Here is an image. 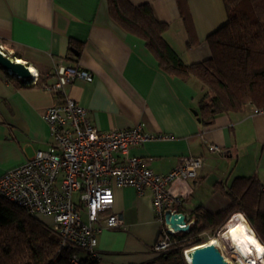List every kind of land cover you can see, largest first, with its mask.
<instances>
[{
  "label": "crops",
  "instance_id": "crops-1",
  "mask_svg": "<svg viewBox=\"0 0 264 264\" xmlns=\"http://www.w3.org/2000/svg\"><path fill=\"white\" fill-rule=\"evenodd\" d=\"M128 1L152 8L156 19L167 25L164 41L185 65L210 58L206 39L227 20L222 0H184L192 26L189 33L179 0ZM0 49L39 73L37 83L26 85L0 69V177L48 147L49 131L42 114L54 98L42 85L55 80L57 66H67L91 73V82L75 81L64 91L89 112L100 132L142 123L152 136L171 137L129 151L130 156L146 159L155 174L168 173L181 157H203L185 207L188 216L196 209L215 215L230 208L226 193L238 180L254 181L259 191L264 184V114H254L256 108L247 103L240 111L202 123L198 117L201 84L195 78L182 81L161 71L143 41L110 19L106 0H0ZM204 142L218 151H209ZM113 198L110 213L120 215L122 227L98 235L101 260L97 264L152 262L159 224L151 194L137 195L133 188L124 187L113 189ZM243 200L231 219L242 216L260 242L264 222L255 219L250 225L243 213L254 219L245 206L252 201L263 213L264 196Z\"/></svg>",
  "mask_w": 264,
  "mask_h": 264
},
{
  "label": "built area",
  "instance_id": "built-area-1",
  "mask_svg": "<svg viewBox=\"0 0 264 264\" xmlns=\"http://www.w3.org/2000/svg\"><path fill=\"white\" fill-rule=\"evenodd\" d=\"M53 75L55 80L51 84L42 85L54 98V103L42 114L49 131L48 147L36 151L23 165L0 177V196L33 217L48 219L50 229L58 237L59 250L74 249L69 263L80 264L83 260L98 263L101 260L98 235L122 227L120 215L110 213L113 189L130 187L137 195L148 191L159 224L154 252L166 251L172 245L171 236L179 233L165 222L166 213L184 215L185 224L178 225L179 228L192 224L185 207L203 167V157H181L168 173L155 174L146 159L130 156L129 151L149 141L171 137L152 136L142 123L124 130L100 132L89 112L64 91L75 81L91 82V73L57 66ZM38 81L37 72L24 83ZM253 113L264 111L254 109ZM204 144L209 151H218L216 146ZM260 191L264 193V184ZM262 259L257 264H264V254ZM244 264L255 262L246 260Z\"/></svg>",
  "mask_w": 264,
  "mask_h": 264
},
{
  "label": "trees",
  "instance_id": "trees-1",
  "mask_svg": "<svg viewBox=\"0 0 264 264\" xmlns=\"http://www.w3.org/2000/svg\"><path fill=\"white\" fill-rule=\"evenodd\" d=\"M106 3L110 19L127 34L143 41L161 71L182 81L195 78L201 84L198 117L202 123H210L219 114L240 111L247 103L264 111V0H222L227 20L206 39L210 58L189 65L164 41L162 35L167 25L156 19L149 5L133 6L128 0ZM178 4L191 33L185 1L179 0ZM226 194L230 208L215 215L201 209L192 211L193 224L189 229L171 236L172 245L155 253L148 264H186L183 253L205 243L200 234L208 231L213 236L222 225L227 226L243 199L264 196L252 180L236 181ZM245 206L253 213L254 219L243 213L250 225L255 219L264 222V212L258 211L255 202ZM260 242L263 245L264 239ZM74 251L59 250L58 237L50 229L48 219L33 217L0 196V264H70ZM80 264L97 263L83 260Z\"/></svg>",
  "mask_w": 264,
  "mask_h": 264
},
{
  "label": "bare ground",
  "instance_id": "bare-ground-1",
  "mask_svg": "<svg viewBox=\"0 0 264 264\" xmlns=\"http://www.w3.org/2000/svg\"><path fill=\"white\" fill-rule=\"evenodd\" d=\"M16 63L22 64L18 59H16ZM28 70L31 77L36 75V71L33 67H29ZM22 81L24 82V80ZM206 244L213 245L217 248L223 247V249L229 252V259L236 261L237 264H244L246 260H252L255 264L260 263L262 254H264L263 245L257 240L243 218L234 221L229 227L220 233L219 236L214 237ZM194 249L195 248H191L185 251L186 264H190L188 255Z\"/></svg>",
  "mask_w": 264,
  "mask_h": 264
},
{
  "label": "water",
  "instance_id": "water-1",
  "mask_svg": "<svg viewBox=\"0 0 264 264\" xmlns=\"http://www.w3.org/2000/svg\"><path fill=\"white\" fill-rule=\"evenodd\" d=\"M0 68L6 73H9L10 75L21 80H28L31 78L29 70L25 64L16 63L14 57L11 58L2 51H0ZM193 114L196 116L197 112L194 111ZM165 222L171 225V228L174 231L185 232L189 229V227H178V225L185 224V217L182 214L170 215L169 213H166ZM192 248L195 249L188 255L190 264H228L221 255L218 248L213 245H207L206 243H203Z\"/></svg>",
  "mask_w": 264,
  "mask_h": 264
},
{
  "label": "rangeland",
  "instance_id": "rangeland-1",
  "mask_svg": "<svg viewBox=\"0 0 264 264\" xmlns=\"http://www.w3.org/2000/svg\"><path fill=\"white\" fill-rule=\"evenodd\" d=\"M6 48H7V47H6ZM3 53L6 54L7 56L11 57V58L14 57V56H12V55H9V54H8V51H3ZM234 218H236V217H234ZM234 218L230 220V222L227 224V226H229V225L232 223V221L234 220ZM223 226H224V225H222V227H220L219 230L216 231V232L213 234V236H210V235H209L210 232L205 231V232H203L202 234H200L199 237L202 239V242L207 243L208 241H210V240L213 239L214 237L219 236V235H220L219 233H220L221 231H223V230L227 227V226H226V227H223ZM218 250L220 251L221 255L224 257L225 261H226L228 264H230V263H231V264H237L236 261H233V260L229 259V252H228L227 250L223 249V247H222V248L219 247ZM227 253H228V254H227ZM184 254H185V252L183 253V257H184ZM227 258H228V259H227ZM184 260H185V257H184ZM231 261H232V262H231ZM185 263H186V261H185Z\"/></svg>",
  "mask_w": 264,
  "mask_h": 264
}]
</instances>
